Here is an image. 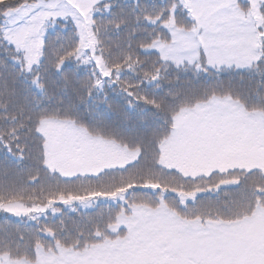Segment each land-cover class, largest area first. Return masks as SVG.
Segmentation results:
<instances>
[{"label":"snow or ice","instance_id":"obj_1","mask_svg":"<svg viewBox=\"0 0 264 264\" xmlns=\"http://www.w3.org/2000/svg\"><path fill=\"white\" fill-rule=\"evenodd\" d=\"M0 212V264H264V0H0Z\"/></svg>","mask_w":264,"mask_h":264},{"label":"trees","instance_id":"obj_2","mask_svg":"<svg viewBox=\"0 0 264 264\" xmlns=\"http://www.w3.org/2000/svg\"><path fill=\"white\" fill-rule=\"evenodd\" d=\"M29 2H32V0H29ZM115 2L123 4V3H128V2H134V0H115ZM97 19H99V17H97ZM124 35H127V33L125 32ZM141 58L143 59L144 57H141ZM152 58L155 59L154 56ZM85 75H86V73H85ZM9 179L12 182H19L21 187H23L24 189L29 190V191H31L32 189L40 187V185L28 183V171L27 170H25L21 175L10 176ZM41 183H44V181L42 180ZM66 214L68 216H72L73 218H75V216L79 215V213H76L75 216H73V214L71 213L70 210L67 211ZM6 217L9 218L7 222L10 225L14 226L16 224L17 218L12 217L10 215H6V214H0V227H3L5 225Z\"/></svg>","mask_w":264,"mask_h":264},{"label":"rangeland","instance_id":"obj_3","mask_svg":"<svg viewBox=\"0 0 264 264\" xmlns=\"http://www.w3.org/2000/svg\"><path fill=\"white\" fill-rule=\"evenodd\" d=\"M63 207V206H62Z\"/></svg>","mask_w":264,"mask_h":264}]
</instances>
